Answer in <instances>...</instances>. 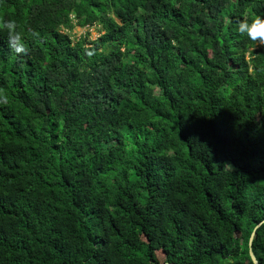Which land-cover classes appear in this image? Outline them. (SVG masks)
Returning <instances> with one entry per match:
<instances>
[{
    "label": "trees",
    "instance_id": "1",
    "mask_svg": "<svg viewBox=\"0 0 264 264\" xmlns=\"http://www.w3.org/2000/svg\"><path fill=\"white\" fill-rule=\"evenodd\" d=\"M256 16L0 0V264H264V46L237 31Z\"/></svg>",
    "mask_w": 264,
    "mask_h": 264
},
{
    "label": "clouds",
    "instance_id": "2",
    "mask_svg": "<svg viewBox=\"0 0 264 264\" xmlns=\"http://www.w3.org/2000/svg\"><path fill=\"white\" fill-rule=\"evenodd\" d=\"M10 32H15V21H8L3 25ZM237 31L258 47L264 46V18L256 16L254 19H242L238 22Z\"/></svg>",
    "mask_w": 264,
    "mask_h": 264
},
{
    "label": "rangeland",
    "instance_id": "3",
    "mask_svg": "<svg viewBox=\"0 0 264 264\" xmlns=\"http://www.w3.org/2000/svg\"><path fill=\"white\" fill-rule=\"evenodd\" d=\"M99 28L98 27H92V28H87V29H80V28H76L71 36L73 39H80L82 37H86V36H90L91 40H96L99 37ZM158 259L160 264H165L166 263V259H165V255L162 253L161 250H157L156 251Z\"/></svg>",
    "mask_w": 264,
    "mask_h": 264
},
{
    "label": "water",
    "instance_id": "4",
    "mask_svg": "<svg viewBox=\"0 0 264 264\" xmlns=\"http://www.w3.org/2000/svg\"><path fill=\"white\" fill-rule=\"evenodd\" d=\"M257 229H258V228H257ZM257 229L254 231V233H253V235H252V237H251V240H250V247L252 246L253 241H254V239H255ZM250 254H251V258H252L253 262H254L255 264H257L256 257L253 255L252 251L250 252Z\"/></svg>",
    "mask_w": 264,
    "mask_h": 264
}]
</instances>
